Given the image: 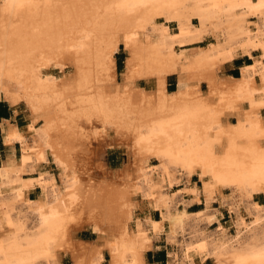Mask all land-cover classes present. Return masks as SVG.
Masks as SVG:
<instances>
[{"label":"bare ground","instance_id":"obj_1","mask_svg":"<svg viewBox=\"0 0 264 264\" xmlns=\"http://www.w3.org/2000/svg\"><path fill=\"white\" fill-rule=\"evenodd\" d=\"M122 43L130 58L119 82L114 55ZM184 46L195 47L180 52ZM238 57L253 64L240 77L226 74ZM66 68L72 71L60 79L48 72ZM171 73L175 94L166 92ZM151 77L156 90L140 91L141 79ZM0 98L24 101L32 113L25 130L0 122L10 148L0 185L15 186L36 218L28 228L0 210V264H63L65 254L73 264H104L106 250L111 264H146L151 238L168 224L167 238L175 239L188 218L164 196L152 205L161 215L150 225L154 233L131 232L134 208L145 207L135 181L157 158L186 179L184 196L204 206L195 219L201 233L218 225L203 249L183 250L181 264H264V203L257 200L264 196V0H0ZM115 127L113 144L133 146L134 161L109 174L99 151ZM26 134L39 143L32 155ZM16 145H24L22 160ZM49 157L64 190L57 181L54 196L31 202L24 177L45 175ZM224 207L233 237L221 223ZM89 226L97 241L74 238Z\"/></svg>","mask_w":264,"mask_h":264},{"label":"rangeland","instance_id":"obj_2","mask_svg":"<svg viewBox=\"0 0 264 264\" xmlns=\"http://www.w3.org/2000/svg\"><path fill=\"white\" fill-rule=\"evenodd\" d=\"M174 26V25H173ZM175 27V26H174ZM156 36V37H155ZM153 37V39H152ZM157 34L150 30V39L151 44H155L157 42ZM152 40L153 43H152ZM211 38L206 39L202 45L203 48H206L210 43ZM196 46V47H195ZM194 47H200L199 45H195ZM125 45L122 43L120 45L119 50L115 53V70L117 75V80L119 82L122 81L125 76L127 69V61L130 58L129 50H125ZM194 47H183L181 51H191ZM193 48V49H192ZM258 57L257 55L255 58ZM253 62L247 57H238L234 62H232L229 66L226 67L225 73L228 75H235L234 77L241 76V68L246 65H252ZM245 65V66H244ZM65 73H60L58 69H52L48 72L56 78H63L67 73L71 72L69 68H66ZM69 70V71H68ZM156 75V73H153ZM153 80L147 81L144 80L146 78L141 79L139 82L140 86L138 89L140 91L150 93L156 90V80L155 77H151ZM203 90L207 91V85L203 84ZM179 90L178 86V75L171 73L167 76L166 79V92L169 94H175ZM0 101H5L0 98ZM7 104V108L9 111L8 119H0V122L4 120L10 121L13 125H16L20 129H26L29 126L33 125V117L32 113L26 102L22 101L18 103L16 106L9 104V102L5 101ZM235 122V119L232 120ZM91 125V124H88ZM39 129L40 125L37 126ZM94 128V129H93ZM95 131L97 128L92 127ZM92 130V132H94ZM116 130V127L114 128ZM98 131H101L98 128ZM3 130L0 127V166L2 165V158L6 156L9 151V147L4 145V136ZM119 139V136L116 132H110L107 136L108 144H104L101 148L99 154L102 156L101 164H103V170H106L109 174L123 171L129 164L134 161L132 154L130 153L133 150V146H125V145H117L115 140ZM24 145L27 146L25 149L27 154L36 153L38 151L39 143L36 141L34 136L26 134L23 138ZM24 145L19 146L16 145V154L19 157V160H22L24 152ZM97 148V143L94 145ZM36 150V151H35ZM38 156V155H36ZM52 158L49 157L46 167H41L44 172H47L45 175H25L26 180L31 181V185L33 191L30 192L29 197H31V202L35 201L37 197L48 199L55 195L57 191V181L62 190H64V186L60 184L61 172L55 166ZM31 163V164H30ZM162 163V164H161ZM164 164V165H163ZM33 166V162H29V167ZM28 168V170H30ZM39 170V169H38ZM56 181H55V177ZM174 179V183L171 181ZM34 180V181H33ZM193 183L198 182V178L194 176L192 178ZM33 181V182H32ZM138 184V188L140 190L139 202L143 203L145 207L139 209V207H135L134 217L131 220L130 230L131 232H137L141 229L142 233L149 236L151 233H154L151 228L152 221H160L161 215L159 210H154L152 208L153 203L160 200V198H169L172 209L176 210L178 213H185L188 218L186 219V227L183 233H179L175 239L167 238L166 233L168 231V224H166V231L159 237L151 238L150 247L146 250L144 260L146 264H181L182 262V254L183 250L193 249V250H201L205 244L203 237L214 234L218 225L212 223L204 232V225L202 223H196V216L199 214L200 210L204 208L202 204H192V198L188 196H184L183 190L186 187V179L182 176L181 173L175 171L173 166H169V164L161 162L158 158L153 159L151 161L150 166L148 167L147 172L143 175L142 178L137 179L135 181ZM153 186H157V189L154 190V195L149 196L151 192V188ZM201 186V184H200ZM13 189V190H12ZM16 190V193H15ZM19 191H17L15 186L11 184H2L0 185V210H5L8 213L10 221L12 222H22L23 224H27L26 227L32 228L36 223V218L31 214L32 211L28 208V206L24 205L21 200V196ZM147 195V197L142 195ZM165 196V197H164ZM257 200L261 203H264V196L259 195ZM215 205V206H214ZM214 208H218V203H215ZM9 207V208H7ZM147 207V208H146ZM3 208V209H2ZM145 208V209H144ZM16 210V211H15ZM222 215H220L221 223H223L226 227L230 228V236L233 237L236 235L235 229L233 227V218L231 217L230 212L227 207L222 208ZM12 218V219H11ZM19 219V220H18ZM190 219V220H189ZM33 221V222H32ZM195 221V222H194ZM30 223V224H29ZM197 224V225H196ZM74 238L76 240L85 241V242H95L98 240V235L94 232L93 227H84L76 231ZM159 251H163V255H158ZM64 255V254H63ZM104 264H111V255L109 251L104 252ZM213 259L208 258L203 264H213ZM63 264H73V259L70 254H65L63 257Z\"/></svg>","mask_w":264,"mask_h":264},{"label":"trees","instance_id":"obj_3","mask_svg":"<svg viewBox=\"0 0 264 264\" xmlns=\"http://www.w3.org/2000/svg\"><path fill=\"white\" fill-rule=\"evenodd\" d=\"M235 76V75H234ZM9 117V111H8V108H7V104L5 101H0V119H8ZM163 255L164 252L163 251H159L158 252V255ZM159 264H165V263H159Z\"/></svg>","mask_w":264,"mask_h":264}]
</instances>
